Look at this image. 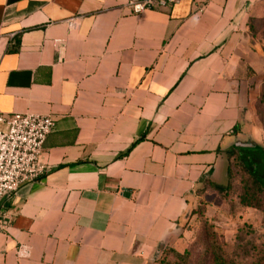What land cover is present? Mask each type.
Listing matches in <instances>:
<instances>
[{"label": "crops", "instance_id": "0c3cea01", "mask_svg": "<svg viewBox=\"0 0 264 264\" xmlns=\"http://www.w3.org/2000/svg\"><path fill=\"white\" fill-rule=\"evenodd\" d=\"M263 8L0 0V112L55 119L47 173L2 201L0 264H155L183 250L197 188L263 137L251 98L264 60L249 25Z\"/></svg>", "mask_w": 264, "mask_h": 264}, {"label": "rangeland", "instance_id": "374dc122", "mask_svg": "<svg viewBox=\"0 0 264 264\" xmlns=\"http://www.w3.org/2000/svg\"><path fill=\"white\" fill-rule=\"evenodd\" d=\"M262 18H264V8L263 13L257 16V20L254 22V43L264 60V21L261 20ZM260 73L263 80L264 63ZM262 80L253 85L251 103L254 111L257 100H259L258 107L264 111V98L259 97L262 90ZM256 119L263 132V137L259 141L264 144V123H260L257 117ZM246 133L247 130L244 134ZM230 166L232 167V174L228 176ZM241 179L242 173L239 166L227 154V159L222 164L221 176L217 181L210 178L207 180L226 185L231 182L230 187L221 193L205 179L201 186L197 188L193 210L200 208L201 216L192 210L191 220L187 225L189 230L187 245L192 251L193 259L201 254V248H203L202 241L204 237L199 236H201L205 222L206 228L215 234L217 240L240 259L250 260L260 248L264 247V212L261 209L246 206L240 202ZM239 236L242 237V244H246V247L235 246ZM250 239L255 242L252 244L247 243V240ZM248 253L252 255H247ZM205 264H212L210 257H208Z\"/></svg>", "mask_w": 264, "mask_h": 264}, {"label": "built area", "instance_id": "2783aa9c", "mask_svg": "<svg viewBox=\"0 0 264 264\" xmlns=\"http://www.w3.org/2000/svg\"><path fill=\"white\" fill-rule=\"evenodd\" d=\"M180 0H128L131 10L140 14L149 9H161ZM73 26V21L69 22ZM65 38H55L54 46L61 48ZM55 119L35 112H0V208L6 196L15 193L29 181L43 177L47 165L42 160L44 145L52 132ZM31 247L20 244L17 255L30 256Z\"/></svg>", "mask_w": 264, "mask_h": 264}, {"label": "trees", "instance_id": "16d2710c", "mask_svg": "<svg viewBox=\"0 0 264 264\" xmlns=\"http://www.w3.org/2000/svg\"><path fill=\"white\" fill-rule=\"evenodd\" d=\"M256 20L257 17H251L249 21L253 41H255L254 22ZM261 20L264 21V18ZM261 84L262 90L259 97L264 98V79ZM258 101L255 104V114L259 122L264 123V111L258 107ZM250 143L254 145L235 146L228 151V154L230 159H233V162H236L239 166L242 173V189L239 194L240 202L246 206L261 209L264 212V144ZM228 173V176L232 174L231 166ZM207 181L221 193L225 192L231 185V182L226 185ZM193 211L201 216L200 208H195ZM202 236L204 237L202 241L203 248H201V254L196 259H193L192 251L188 248L189 245L183 251L174 247H166L155 264H205L208 257H210L212 264H264V247L260 248L250 260L240 259L228 247L217 240L215 234L206 228V222L199 237ZM242 242L243 239L239 236L235 246L246 247V244H242ZM253 242H255L253 239L247 240V243L252 244ZM247 255L252 254L248 253Z\"/></svg>", "mask_w": 264, "mask_h": 264}, {"label": "water", "instance_id": "95a60500", "mask_svg": "<svg viewBox=\"0 0 264 264\" xmlns=\"http://www.w3.org/2000/svg\"><path fill=\"white\" fill-rule=\"evenodd\" d=\"M253 143L247 142V143H242L239 146H253Z\"/></svg>", "mask_w": 264, "mask_h": 264}]
</instances>
